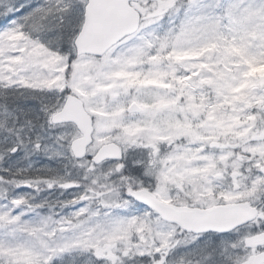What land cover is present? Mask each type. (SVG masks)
<instances>
[{
    "label": "snow or ice",
    "instance_id": "6c2138e0",
    "mask_svg": "<svg viewBox=\"0 0 264 264\" xmlns=\"http://www.w3.org/2000/svg\"><path fill=\"white\" fill-rule=\"evenodd\" d=\"M0 18V264H264V0Z\"/></svg>",
    "mask_w": 264,
    "mask_h": 264
},
{
    "label": "clouds",
    "instance_id": "9594fccd",
    "mask_svg": "<svg viewBox=\"0 0 264 264\" xmlns=\"http://www.w3.org/2000/svg\"><path fill=\"white\" fill-rule=\"evenodd\" d=\"M164 23H167L166 21ZM175 147V146H174ZM237 155L239 156V153H237ZM245 160H248V159H251L250 157H245L244 158ZM252 165H245V170L247 171V169L249 167H251ZM74 171L79 174L80 173V169L79 168H74ZM39 179V177H38ZM20 182H26V180L24 181H17V183H20ZM57 182H61L60 178L58 176H50L49 177V182H46L45 185H41V188L46 190V187H51V184L52 183H57ZM64 182H68V181H64ZM264 219V218H262ZM259 221L255 220V219H251L249 221V224L248 225H242L241 226V229H240V233H241V237H244L246 236L249 232H250V225L251 224H257L258 225ZM258 234V233H256ZM255 235V234H254ZM5 264H7V260L5 259Z\"/></svg>",
    "mask_w": 264,
    "mask_h": 264
},
{
    "label": "rangeland",
    "instance_id": "374dc122",
    "mask_svg": "<svg viewBox=\"0 0 264 264\" xmlns=\"http://www.w3.org/2000/svg\"><path fill=\"white\" fill-rule=\"evenodd\" d=\"M21 2H22V0H21ZM32 2L35 3L36 0H32ZM21 11H23V10H21ZM0 19H2V18H0ZM0 26H2V25H0ZM254 68H255V71H257V72L264 71V64H257L254 66ZM27 102L30 103V101H27ZM29 103H27V104H29ZM32 104H34L33 101H32ZM20 155H21V157H23L24 153L21 152ZM27 160L35 162L36 166L43 165V164L55 165V160H50V159H48V157H46L45 155L40 154V153L31 154L30 156L27 157ZM27 160H21V164L26 163ZM21 190H27V189H21Z\"/></svg>",
    "mask_w": 264,
    "mask_h": 264
}]
</instances>
